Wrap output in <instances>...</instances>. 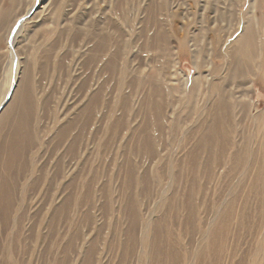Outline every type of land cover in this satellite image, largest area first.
I'll return each instance as SVG.
<instances>
[{"label": "rangeland", "instance_id": "1", "mask_svg": "<svg viewBox=\"0 0 264 264\" xmlns=\"http://www.w3.org/2000/svg\"><path fill=\"white\" fill-rule=\"evenodd\" d=\"M14 10L0 264H264V0Z\"/></svg>", "mask_w": 264, "mask_h": 264}, {"label": "bare ground", "instance_id": "2", "mask_svg": "<svg viewBox=\"0 0 264 264\" xmlns=\"http://www.w3.org/2000/svg\"><path fill=\"white\" fill-rule=\"evenodd\" d=\"M16 1L17 0H7L6 1V4H5L6 6L0 12V26H6L7 24H9L12 21H13L12 24H14V23H16V21L21 19V17H19V16H21L23 13H21V11L18 12V13H15L16 11L19 10V6H17L18 8L16 9V11L14 10ZM30 11L31 10L27 11L26 13H24V14H26L25 16H28ZM12 16H14V17H12ZM252 38H253V35L251 33H248L247 36H246V39L248 41H251ZM262 57H263V59H262L260 65L257 66V74L259 75V78H261V80H264V54H263ZM185 79L187 80V78H185ZM25 89H27V87ZM219 110L222 113H224V114H225V111L227 110V105H226L225 101H223L222 99L219 102ZM17 123H18L17 119H15V120L12 119V121L10 122V120L8 118H4L2 121H0V128L1 127H10V129H12V134H11L12 137L10 138L9 145L6 148H10L13 145V143H17V145H18L17 141H18V138H19V133H21V130H19L17 128V126H16ZM214 125L215 124H211L206 129V135L207 136H214V135L217 134L215 132L216 131V127ZM220 227H223L222 223L220 224Z\"/></svg>", "mask_w": 264, "mask_h": 264}]
</instances>
